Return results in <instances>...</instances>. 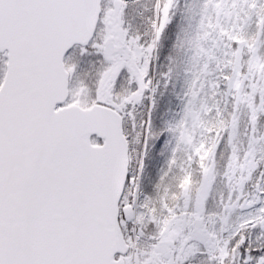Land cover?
Instances as JSON below:
<instances>
[{
  "label": "snow or ice",
  "instance_id": "1",
  "mask_svg": "<svg viewBox=\"0 0 264 264\" xmlns=\"http://www.w3.org/2000/svg\"><path fill=\"white\" fill-rule=\"evenodd\" d=\"M0 264H264V0H0Z\"/></svg>",
  "mask_w": 264,
  "mask_h": 264
}]
</instances>
